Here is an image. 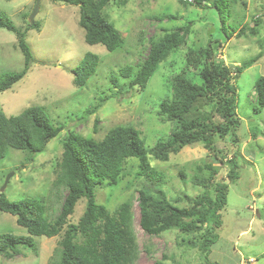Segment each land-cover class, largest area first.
Here are the masks:
<instances>
[{
  "label": "rangeland",
  "instance_id": "rangeland-1",
  "mask_svg": "<svg viewBox=\"0 0 264 264\" xmlns=\"http://www.w3.org/2000/svg\"><path fill=\"white\" fill-rule=\"evenodd\" d=\"M228 1L229 17L223 31L217 12L210 7L181 0H110L103 13L121 32L123 42L109 51L100 43L85 42L84 30L78 24L77 5L40 0L35 17L38 27L26 33L33 62L23 78L0 92V110L9 116L38 105L62 130L49 140L42 152L32 156L23 150L7 148L0 160V193L10 200L36 198L42 201L45 216L53 220L66 193V188L56 185L55 179L67 132L76 131L85 137L101 139L111 127L130 124L141 131L145 146L150 148L173 127L172 122H162L157 113L160 100L171 94V77L185 70L193 81L200 82L196 70L185 66L188 48H202L211 39L216 46L218 62L230 67L262 51L261 57L236 78V112L241 121L236 131L237 146L228 136L216 135L214 151L194 144L170 154L167 161H159L151 155L149 161L165 175L163 189L168 200L183 207L189 206L190 200L204 189L190 181L192 174L198 173L196 165L211 162L218 168L217 179H226L227 160L237 150L239 175L229 184L227 202L221 210L222 225L216 230L217 239L209 257L217 264H264V108L258 113L252 108L254 83L264 76V0ZM35 2L0 0V15L23 30ZM254 15L261 16L256 26L257 34L246 30L241 36L235 35L242 25H254ZM185 24L190 25L186 42L160 62L144 87H129V80L147 55L149 39H158L165 31ZM86 52L96 53L99 62L85 84L77 86L73 83L72 69ZM125 66L132 67L131 77L120 76L119 71ZM22 67L23 54L15 34L0 28V77ZM221 158L224 163L220 162ZM137 162L133 157L125 161L116 185L103 183L95 187L96 202L111 212L123 200H130L132 204L137 254L129 264H152L163 255L166 256L165 264H204L198 249L185 242L191 235H184L178 229L149 235L140 228ZM180 171L184 177L180 176ZM8 175V182L2 189ZM84 208L85 199L81 198L69 222H76ZM2 233L25 235L27 230L17 224L14 215L0 210ZM62 233L53 237L33 236L36 251L21 247L20 254L11 258L0 253V264H55Z\"/></svg>",
  "mask_w": 264,
  "mask_h": 264
},
{
  "label": "trees",
  "instance_id": "trees-1",
  "mask_svg": "<svg viewBox=\"0 0 264 264\" xmlns=\"http://www.w3.org/2000/svg\"><path fill=\"white\" fill-rule=\"evenodd\" d=\"M79 7L78 24L84 30L88 44H102L112 51L123 42L121 32L103 13L110 0H53ZM199 7L215 9L223 31L229 17L228 0H181ZM165 17H171L166 15ZM261 16L254 15L252 27L242 25L235 35L241 36L246 30L255 35ZM35 20L18 29L6 16L0 15V28L13 32L17 45L23 54V67L18 71L6 72L0 77V92L10 88L25 76L33 62V55L26 42L28 30L37 28ZM236 28H232L234 33ZM190 25L178 26L165 31L158 39H149V48L138 71L129 80L128 86L144 87L158 68L160 62L186 42ZM226 37L230 35L226 33ZM222 44H219L221 46ZM262 55V51L246 61L230 67L216 58V46L209 39L202 48H188L185 66L196 70L200 82H195L185 70L170 79L171 94L158 104V117L162 122H172L169 133L158 139L153 146H145L141 131L133 125H116L107 130L101 139L85 137L76 131H69L62 143L55 184L66 188L58 215L49 220L45 206L36 198L10 200L0 193V210L16 217V222L26 228L27 234H0V253L6 257L20 254L21 247L36 251L33 236L53 237L62 233L61 249L55 264H129L137 254V244L132 229V204L123 200L114 211L97 203V185H116L123 174V165L129 158L137 159L136 178L139 180L138 223L149 235L178 229L190 236L185 242L196 247L204 264H217L210 260L211 246L217 239L216 230L222 225L221 210L227 202L229 184L238 178L237 150L227 160L226 179H217L218 168L207 162L196 165L198 173L190 181L203 187V191L190 200L189 206L179 207L170 202L163 189L164 173L150 164V155L159 161H167L170 154L178 153L183 147L202 144L214 151L215 136H228L237 146L236 131L240 126L237 115L236 78ZM99 56L86 52L72 69L73 83L85 84L95 73ZM124 78L131 77L132 67L125 66L119 71ZM116 83V76H111ZM255 102L253 112L264 108V76L254 83ZM62 130L54 125L38 105L25 108L16 115H5L0 110V160L8 147L23 150L31 156L42 152L46 144ZM253 135L256 132L252 133ZM30 157V156H29ZM28 157V158H29ZM31 160V158H29ZM224 163L223 158L220 159ZM205 172V173H201ZM184 177L183 172H179ZM85 199V208L76 222H69L79 199ZM166 256L152 264H165Z\"/></svg>",
  "mask_w": 264,
  "mask_h": 264
},
{
  "label": "water",
  "instance_id": "water-1",
  "mask_svg": "<svg viewBox=\"0 0 264 264\" xmlns=\"http://www.w3.org/2000/svg\"><path fill=\"white\" fill-rule=\"evenodd\" d=\"M39 3H40V0H36V2H35V6H34L33 10L31 11V13H30V15H29V17H28V21H29L30 24H32V23L34 22L35 17H36V15L38 14V11H39ZM9 177H10V175H8V176L6 177V179H5V183H4L3 187H2V189H4V187L6 186Z\"/></svg>",
  "mask_w": 264,
  "mask_h": 264
}]
</instances>
